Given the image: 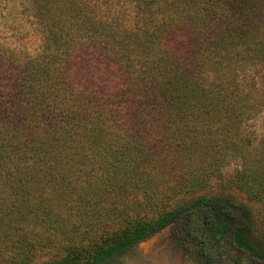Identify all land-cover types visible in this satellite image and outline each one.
I'll return each instance as SVG.
<instances>
[{
    "label": "trees",
    "instance_id": "16d2710c",
    "mask_svg": "<svg viewBox=\"0 0 264 264\" xmlns=\"http://www.w3.org/2000/svg\"><path fill=\"white\" fill-rule=\"evenodd\" d=\"M262 112L264 0H0V264H264Z\"/></svg>",
    "mask_w": 264,
    "mask_h": 264
},
{
    "label": "rangeland",
    "instance_id": "374dc122",
    "mask_svg": "<svg viewBox=\"0 0 264 264\" xmlns=\"http://www.w3.org/2000/svg\"><path fill=\"white\" fill-rule=\"evenodd\" d=\"M22 37V36H21ZM11 47H18L33 51L37 44L34 38H20L15 36L9 40ZM245 136L257 139L264 136V112L249 120L244 125ZM240 162L235 161L223 169L222 176L229 178L240 169ZM214 182V181H213ZM215 185V182H214ZM219 193L220 195L233 194L238 200L245 201L244 195L236 190L222 192L217 187L212 188L207 194ZM196 248L190 243L184 242L180 231L176 227H168L158 234L140 242L132 256L124 259V264H204L200 262L194 253ZM219 264H261L230 247L222 257Z\"/></svg>",
    "mask_w": 264,
    "mask_h": 264
}]
</instances>
